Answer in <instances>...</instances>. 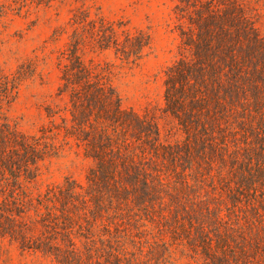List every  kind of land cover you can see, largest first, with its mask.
I'll return each mask as SVG.
<instances>
[{"label":"rangeland","instance_id":"1","mask_svg":"<svg viewBox=\"0 0 264 264\" xmlns=\"http://www.w3.org/2000/svg\"><path fill=\"white\" fill-rule=\"evenodd\" d=\"M82 11L91 19L101 17L149 38L136 64L117 58L113 49L85 54L86 62L105 68L121 108L153 126L150 137L159 134L155 151L142 130L125 129L132 142L137 137L134 146L144 149L165 184L158 190L159 200L141 215L145 227L133 232L144 255L140 264H204V241H216L217 235H229L230 243L245 248L255 264L264 263V252L255 256L253 248L254 231L264 221V213L259 219L248 207L247 197L241 196L244 192L232 183L236 176L228 182L226 169L209 150L208 132L200 128L210 123L208 115L214 107L210 98L218 93L215 99H224V87L231 84L225 49L232 39L223 43V31L236 38L230 45L240 88L248 92L256 82L264 93V0H0V76L17 80L3 114L25 136L37 135L47 126V109L69 117L67 97L58 96V55L69 43L68 22ZM213 66L220 67L217 88ZM240 107L230 117L232 128L247 124L239 122ZM243 132L228 135L230 150L243 143ZM56 145L57 156L39 164L38 178L29 185L35 196L66 178L85 185L92 162L83 148L73 141L63 145L62 137ZM219 174L225 186L219 183ZM216 215L222 218L220 224ZM127 254L137 257L138 249L130 246ZM0 264L50 263L0 239Z\"/></svg>","mask_w":264,"mask_h":264},{"label":"trees","instance_id":"2","mask_svg":"<svg viewBox=\"0 0 264 264\" xmlns=\"http://www.w3.org/2000/svg\"><path fill=\"white\" fill-rule=\"evenodd\" d=\"M67 25L71 32L69 43L58 55V96L67 97L69 117L47 109L49 122L37 135L19 133L3 114L13 99L17 80L0 76V239L50 264H140L144 255L140 246L136 247L133 232L145 227L141 215H147L159 200L158 190L165 184L159 171L147 161L144 149L134 146L137 137L132 142L125 129L142 130L155 151L159 134L154 133L155 139L150 137L153 126L121 108L107 71L93 61L86 62L85 54L87 50L97 53L113 49L117 58L136 64L149 46V38L141 32L132 34L122 29L123 25L108 23L101 17L91 19L87 11L75 14ZM223 33V43L230 39V44L236 42L227 31ZM230 44L225 49V64L230 65L226 72H232L231 84L224 87V99H215L220 67H211L217 95L210 98L214 106L208 115L210 123L200 128L208 132L209 150L226 169L228 182L236 176L233 185L244 192L241 196L247 197L248 207L260 219L264 213V93L256 82L248 92L240 88ZM221 71L226 73L224 68ZM167 103L174 110V105L171 103L170 107L168 100ZM236 106L243 109L239 122L247 123L238 129L230 125ZM237 130H244L243 148L237 144L230 150L228 135ZM60 137L63 145L73 141L82 147L85 157L91 160L85 185L66 178L61 185L46 187L35 196L29 185L38 178L39 164L57 156ZM185 177L182 175L187 186ZM218 180L225 186L223 175L219 174ZM215 217L220 224V215ZM258 228L254 229L255 256L264 252L262 219ZM217 236L216 241H204V264H255L245 248L230 243L229 235ZM130 246L138 249L137 257H128Z\"/></svg>","mask_w":264,"mask_h":264}]
</instances>
